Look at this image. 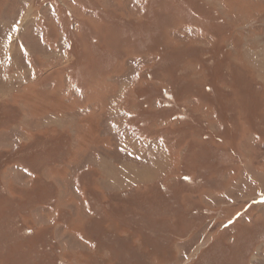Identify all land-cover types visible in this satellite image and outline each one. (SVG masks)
Segmentation results:
<instances>
[{
    "label": "rangeland",
    "instance_id": "obj_1",
    "mask_svg": "<svg viewBox=\"0 0 264 264\" xmlns=\"http://www.w3.org/2000/svg\"><path fill=\"white\" fill-rule=\"evenodd\" d=\"M0 90V264H264V0H0Z\"/></svg>",
    "mask_w": 264,
    "mask_h": 264
},
{
    "label": "trees",
    "instance_id": "obj_2",
    "mask_svg": "<svg viewBox=\"0 0 264 264\" xmlns=\"http://www.w3.org/2000/svg\"><path fill=\"white\" fill-rule=\"evenodd\" d=\"M156 54V56H157V58L159 59L160 57H159V53H155ZM157 62H158V60H157ZM154 63V62H153ZM152 67H154L155 66V64H152L151 65ZM150 66V67H151ZM208 77V76H207ZM206 77V80H205V83H210V79L209 78H207ZM213 81V80H212ZM214 82V81H213ZM205 83H204V86H205ZM206 87V86H205ZM208 88V87H207ZM166 99H169V98H166ZM196 99H198V101L197 102H200L202 99L200 98V97H197V98H195V100ZM168 104V103H167ZM167 104H165L164 105V101H162L160 104H159V106H160V109L161 108H165V106H169V104L167 105ZM190 109H192V107L190 108ZM218 110H219V108H217ZM185 113L187 114V115H191L192 116V111L191 110H187V111H185ZM219 117V119H221L222 117H220V115H218ZM238 116V115H237ZM237 116H236V118L235 117H233V122H234V127H232V129H230V131H244L246 128H248L249 129V127H247L246 126V128L245 129H243L244 127H245V118L244 117H242V116H240V119H237ZM193 119H196V116L195 115H193ZM197 119H199V118H197ZM218 119V120H219ZM200 120V119H199ZM221 122V121H220ZM229 122L227 121H225L224 123H222L221 122V124L223 125L224 124V126H226V124H228ZM202 125V124H201ZM228 127H230L229 125H228ZM240 128V129H239ZM226 132V131H225ZM224 132V133H225ZM227 134H225V136H226ZM218 137V136H217ZM234 137V136H233ZM205 140L207 139V138H204ZM260 140H263L264 141V139H262V138H259ZM235 141V140H234ZM225 142L227 143L226 144V146H225V149H224V151H222L221 152V154H222V156H224V158L223 159H225L226 158V160H229V157H232V155L233 154H235V152H234V150H233V147L236 145V142H232L231 141V139H230V137H229V140L228 139H225ZM215 143L218 145V144H223L222 143V141L220 140V142L219 141H215ZM221 165L222 166H224L225 167V165L226 164H222L221 163ZM225 169H226V167H225Z\"/></svg>",
    "mask_w": 264,
    "mask_h": 264
},
{
    "label": "crops",
    "instance_id": "obj_3",
    "mask_svg": "<svg viewBox=\"0 0 264 264\" xmlns=\"http://www.w3.org/2000/svg\"><path fill=\"white\" fill-rule=\"evenodd\" d=\"M20 77V75L18 74H16V79H18ZM0 93L2 94V90H0Z\"/></svg>",
    "mask_w": 264,
    "mask_h": 264
},
{
    "label": "bare ground",
    "instance_id": "obj_4",
    "mask_svg": "<svg viewBox=\"0 0 264 264\" xmlns=\"http://www.w3.org/2000/svg\"><path fill=\"white\" fill-rule=\"evenodd\" d=\"M15 79H16V77H15Z\"/></svg>",
    "mask_w": 264,
    "mask_h": 264
}]
</instances>
